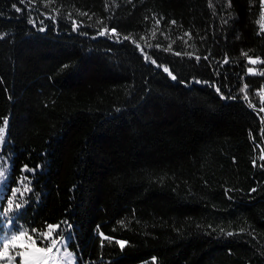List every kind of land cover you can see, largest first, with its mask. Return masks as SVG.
I'll list each match as a JSON object with an SVG mask.
<instances>
[{"label": "trees", "instance_id": "1", "mask_svg": "<svg viewBox=\"0 0 264 264\" xmlns=\"http://www.w3.org/2000/svg\"><path fill=\"white\" fill-rule=\"evenodd\" d=\"M260 1L0 0V236L61 225L50 264H264Z\"/></svg>", "mask_w": 264, "mask_h": 264}, {"label": "snow or ice", "instance_id": "2", "mask_svg": "<svg viewBox=\"0 0 264 264\" xmlns=\"http://www.w3.org/2000/svg\"><path fill=\"white\" fill-rule=\"evenodd\" d=\"M23 2V0H21ZM15 8L16 5H13ZM16 11H21L20 8H16ZM159 23V21H157ZM173 23H175L173 21ZM41 31L44 29L41 28ZM107 31V30H105ZM115 33V29L111 30ZM100 35H104V32H101ZM127 39V37H125ZM246 55V53H245ZM200 58L197 57V60ZM155 63V61H152ZM224 63H228V60L225 59ZM248 63L255 64L257 63L256 59H249ZM165 72H169L168 68L163 69ZM252 72V69L248 70ZM169 75H172L169 72ZM172 79H176L173 75ZM199 83V81H197ZM246 87V86H245ZM220 90L217 89V92ZM223 98V97H222ZM5 127L8 124V120L4 119ZM5 127H0V142L4 140V132ZM23 171H35L34 169H28L27 166L23 169ZM5 173L0 171V176H4ZM23 181H28V184H23ZM21 183L23 184L24 191L31 192V188L29 187L30 179L28 177H22ZM20 193V199L16 198V194ZM7 200V207L4 209L3 214L8 215L10 213L16 212L19 213V210L23 207V192H21L20 188L11 189V197H5ZM67 224V222H62ZM47 231L37 230L33 228L31 232L35 234V238L32 234H29V229L26 226H19L14 231H9L6 234L0 236V261H7L8 264H12V262H16V264H50V260L53 258L52 254L55 250L56 253H59L60 249L67 244V241L71 239V237H65L63 234V230L61 229V225H51L48 224L46 226ZM68 228H71V225H68ZM55 233V236H53ZM232 235V233H228ZM101 236L103 234L101 233ZM104 239H109L108 237H103ZM37 241H39V246H37ZM120 244L121 248H123L125 242L117 241ZM12 250V254L9 255V250ZM16 249H19L18 251ZM17 257L19 260L17 261Z\"/></svg>", "mask_w": 264, "mask_h": 264}, {"label": "built area", "instance_id": "3", "mask_svg": "<svg viewBox=\"0 0 264 264\" xmlns=\"http://www.w3.org/2000/svg\"><path fill=\"white\" fill-rule=\"evenodd\" d=\"M261 5H264V0H263V3H261ZM258 21L264 22V19H258ZM259 30L264 33V29H259ZM260 64H264V58L260 60ZM259 74L264 76V69L259 71ZM257 93L260 95L261 99L264 100V83H262V85H261V87Z\"/></svg>", "mask_w": 264, "mask_h": 264}, {"label": "bare ground", "instance_id": "4", "mask_svg": "<svg viewBox=\"0 0 264 264\" xmlns=\"http://www.w3.org/2000/svg\"><path fill=\"white\" fill-rule=\"evenodd\" d=\"M261 3H263V0L260 1L259 16H260V19H264V5H261ZM259 29H264V22H260V28Z\"/></svg>", "mask_w": 264, "mask_h": 264}]
</instances>
